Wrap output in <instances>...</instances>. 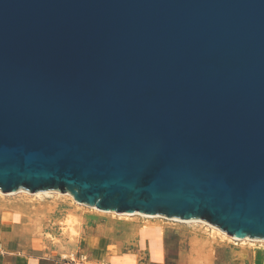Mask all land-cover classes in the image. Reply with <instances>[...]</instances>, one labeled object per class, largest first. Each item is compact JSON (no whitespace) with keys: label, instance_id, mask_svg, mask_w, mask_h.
<instances>
[{"label":"water","instance_id":"obj_1","mask_svg":"<svg viewBox=\"0 0 264 264\" xmlns=\"http://www.w3.org/2000/svg\"><path fill=\"white\" fill-rule=\"evenodd\" d=\"M264 240V0H0V191Z\"/></svg>","mask_w":264,"mask_h":264},{"label":"rangeland","instance_id":"obj_2","mask_svg":"<svg viewBox=\"0 0 264 264\" xmlns=\"http://www.w3.org/2000/svg\"><path fill=\"white\" fill-rule=\"evenodd\" d=\"M183 222L103 213L65 195L0 194V243L41 262L101 264L117 243L143 235L151 242L163 238L166 264H264V243L231 240L208 223Z\"/></svg>","mask_w":264,"mask_h":264},{"label":"crops","instance_id":"obj_3","mask_svg":"<svg viewBox=\"0 0 264 264\" xmlns=\"http://www.w3.org/2000/svg\"><path fill=\"white\" fill-rule=\"evenodd\" d=\"M11 247V249H10ZM28 252L15 250V245L0 243V264H54L35 260ZM167 251L163 238L155 242L143 237L133 242L116 244V252L101 264H166ZM68 264V263H55ZM98 264V263H91Z\"/></svg>","mask_w":264,"mask_h":264},{"label":"bare ground","instance_id":"obj_4","mask_svg":"<svg viewBox=\"0 0 264 264\" xmlns=\"http://www.w3.org/2000/svg\"><path fill=\"white\" fill-rule=\"evenodd\" d=\"M26 194V195H31V196H36V197H39V198H42V197H44V196H49V195H52V194H56V195H65V196H71L70 194H62V193H59L58 191H46V192H38V193H35V194H32V193H30V192H28V191H26V190H19L18 192H17V194ZM0 194L1 195H4V196H12V195H14L13 193L12 194H8V193H4V192H2V191H0ZM72 197V196H71ZM73 198V197H72ZM73 200L75 201V199L73 198ZM76 202V201H75ZM78 203V202H77ZM78 204H80V203H78ZM90 208H92V209H95V210H98V211H101V210H99L98 208H96V207H90ZM101 212H103V213H108V214H115V215H119V216H135V215H139V214H134V215H127V214H124V213H118V212H105V211H101ZM144 217V215H141V217ZM146 217V216H145ZM155 218H159V217H152V219H155ZM168 220H170V221H179V222H182V221H180V220H176V219H168ZM71 221V220H70ZM183 223H187V224H189V223H201V224H206V223H204V222H200V221H184ZM207 225V224H206ZM208 226H210L211 227V229H213L214 231H216V232H218V233H220L221 235H223V236H225V237H227V238H229V239H231V240H237V241H242L243 243L245 242V241H248V242H260V243H264V240H253V239H249V238H246V239H237V238H234V237H231V236H229L227 233H224L223 231H221L220 229H218L217 227H214V226H212V225H208Z\"/></svg>","mask_w":264,"mask_h":264}]
</instances>
